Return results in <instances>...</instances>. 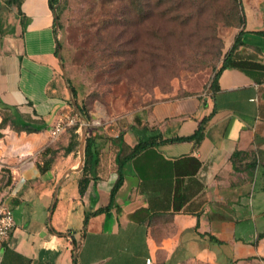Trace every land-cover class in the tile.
<instances>
[{
	"label": "crops",
	"instance_id": "crops-1",
	"mask_svg": "<svg viewBox=\"0 0 264 264\" xmlns=\"http://www.w3.org/2000/svg\"><path fill=\"white\" fill-rule=\"evenodd\" d=\"M242 5L246 48L264 63V0ZM22 11L11 19L16 33L0 37V123L33 129L0 127V200L16 221L8 245L31 264H264V78L229 67L210 98L160 101L94 129L100 160L81 194L82 169L70 172L76 152L41 170L68 113L49 90L60 62L49 0H23ZM205 117L200 142L161 141L192 135ZM143 126L162 137L124 164L110 205L119 177L113 139L124 131L133 147ZM35 196L46 217L33 228L16 210Z\"/></svg>",
	"mask_w": 264,
	"mask_h": 264
},
{
	"label": "rangeland",
	"instance_id": "rangeland-1",
	"mask_svg": "<svg viewBox=\"0 0 264 264\" xmlns=\"http://www.w3.org/2000/svg\"><path fill=\"white\" fill-rule=\"evenodd\" d=\"M61 5L62 64L49 90L64 106L61 112L80 121L75 161L85 128L87 135L110 130L114 118L160 101L210 98L213 76L243 26L233 0H61ZM17 10L0 0L1 38L16 33L11 19ZM74 102L89 119L81 118ZM31 203L16 215L27 216L36 228L46 208L37 196Z\"/></svg>",
	"mask_w": 264,
	"mask_h": 264
},
{
	"label": "trees",
	"instance_id": "trees-1",
	"mask_svg": "<svg viewBox=\"0 0 264 264\" xmlns=\"http://www.w3.org/2000/svg\"><path fill=\"white\" fill-rule=\"evenodd\" d=\"M11 4H15L17 6V14L22 15V3L23 0H9ZM234 7L237 11L238 17L241 19L242 23L245 22L244 17V11H243V5L242 0H233ZM49 5L54 13V26L58 23V19L60 16V13L63 9L61 5V0H49ZM22 25L25 28V23H23V19H21ZM57 32V31H56ZM258 33L264 35V30L258 31ZM244 34L245 31L241 29L239 33L237 34L231 49L226 54L221 66L216 71V73L213 76V79L210 84V88L212 92H215L219 90V79L222 72L229 67H236L243 71H245L248 75L252 76L256 80H261L264 78V63L257 60L255 54H249L246 55L243 52V48L246 47V42L244 40ZM61 46V43L59 39L57 38V49L56 54L59 53V48ZM71 86V84H70ZM74 95H77V92L73 86H71ZM81 112L84 114V116L89 119V113L82 107L79 106ZM209 117H205L199 128L189 136H181V137H169L161 141H174V140H196L197 142H200L201 139L204 137V129L206 127V123L208 121ZM9 121L12 122L15 127H17L20 130H27L32 131L31 128H26L22 122H18L17 120H13L10 118L4 117L2 122L0 123V127L7 124ZM69 127L70 130H69ZM80 127V121L77 119L74 124H68L65 128V130L57 137L55 138V145L53 146H47L46 149L42 152V157L44 161V165L41 166V170H45L50 166V163L56 159V157L62 153V155L67 156L73 151L76 152L78 149V146L80 144V134L77 132ZM39 129V128H38ZM137 134L139 136L138 143L130 147L124 140V131L119 132L118 136L113 139L115 144H118L120 146V150L117 154V163H118V172L119 177L111 191V203L114 202L116 193L122 186L124 182V172L123 167L124 164L133 159L136 160L137 157L146 149L153 147L158 141L157 137H162V134L160 132L156 133L148 126L143 127H136ZM64 133H68L69 135H65ZM64 134V136H63ZM62 136V144L58 145V139ZM65 138L67 140H65ZM238 154L236 153L235 156ZM100 157H99V151L97 149L96 144V138L94 135L89 134L87 135L86 141H85V162L82 167L83 175L79 182V190L81 194H84L87 186L90 181L89 171L91 168L95 167L99 163ZM264 233H260L259 237H263ZM264 259V258H263ZM0 264H31V259L27 258L26 256L20 254L16 250L12 249L7 241L3 243V249H2V255H1V261Z\"/></svg>",
	"mask_w": 264,
	"mask_h": 264
},
{
	"label": "built area",
	"instance_id": "built-area-1",
	"mask_svg": "<svg viewBox=\"0 0 264 264\" xmlns=\"http://www.w3.org/2000/svg\"><path fill=\"white\" fill-rule=\"evenodd\" d=\"M61 119L52 131L53 138H57L68 124L76 122L75 117H68L66 121ZM16 225L13 210L6 200H0V261L3 249V243L8 240ZM150 262V259L148 260Z\"/></svg>",
	"mask_w": 264,
	"mask_h": 264
},
{
	"label": "water",
	"instance_id": "water-1",
	"mask_svg": "<svg viewBox=\"0 0 264 264\" xmlns=\"http://www.w3.org/2000/svg\"><path fill=\"white\" fill-rule=\"evenodd\" d=\"M57 26H58V23L56 24V31H57ZM57 38H58V33H57ZM58 57H59V60H60V62H61V64H62V54H61L60 48H59ZM67 82H68V81H67ZM68 84H69V83H68ZM68 86H69L68 88H69V90H70V93H71L72 97H73V96L75 97V95H74V91H73L72 88L70 87V84H69ZM74 106H75V108H76L78 114L81 116V118H82L84 121H86L87 118H86V117L84 116V114L81 112V110H80L78 104H76V103L74 102ZM86 135H87V128L84 129V133H83V135H82V139H81V145H80V149H79V154H80V161H79V164H78V166H77L76 168L72 169L70 172H76V171H78V170H81L82 167H83V165H84V162H85V141H86V138H87ZM70 172H69V173H70ZM58 187H59V186H58Z\"/></svg>",
	"mask_w": 264,
	"mask_h": 264
}]
</instances>
